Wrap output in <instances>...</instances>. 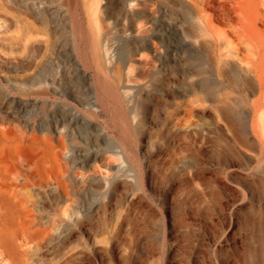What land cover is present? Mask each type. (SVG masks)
<instances>
[{
	"label": "rangeland",
	"instance_id": "374dc122",
	"mask_svg": "<svg viewBox=\"0 0 264 264\" xmlns=\"http://www.w3.org/2000/svg\"><path fill=\"white\" fill-rule=\"evenodd\" d=\"M104 1L0 0V168L10 199L0 211V264H264V96L251 54L264 50V0H141L129 13L123 0ZM103 23L119 100L98 87L96 115L76 71L94 72L81 52ZM58 68L74 100L25 93ZM57 124L70 134L75 167L43 140ZM97 124L132 161L118 160L114 181L82 183L99 146L117 160ZM58 165L69 193L51 173Z\"/></svg>",
	"mask_w": 264,
	"mask_h": 264
},
{
	"label": "bare ground",
	"instance_id": "6f19581e",
	"mask_svg": "<svg viewBox=\"0 0 264 264\" xmlns=\"http://www.w3.org/2000/svg\"><path fill=\"white\" fill-rule=\"evenodd\" d=\"M72 1L73 0H67V2H69V3H71ZM123 2L125 4V10H126V12L129 13L131 11L135 12L136 6L137 7L140 6L138 4H140L141 0H123ZM99 3H101V2H99ZM104 3H105L104 6H107V4L109 3V0H105ZM104 13L101 12L100 13V14H102L101 16H104L105 17V14ZM96 14H97V12H96ZM97 19H99V17ZM110 21H112V20H110ZM94 22H100V21L98 20V21H94ZM104 23L102 25H100V26H99V24L96 25V28H98L97 26H99L98 29L95 28L96 31L98 30V32H96L97 35L100 34V33H101L100 35H102V32H106L107 30H109L108 27L106 26V24H104ZM23 24H24V28L26 29V33L32 29V26H31V24H30L29 21H24ZM108 25H109V22H108ZM92 26L94 27V25H92ZM48 29H49V27H48V21H46V20L43 19L42 26L40 27V32L43 33V37H41V38L43 39L44 43L47 44V46H49V43H50L49 38L50 37H47L46 36L47 39H45L46 37L44 38V36L48 34ZM140 33H141V31H140ZM100 35H98V38H96L95 40H93V39H92L93 41L91 40L92 42H91V45L89 46V48H86L85 47V50L83 52L80 51L82 53V55H84L86 57H88V55L90 54L91 62L95 65L94 72L89 71L87 68H84V67L78 68L77 71H76L80 76H82L86 81H88L90 83L89 90H90V93H91V97L89 99V102L86 103V106L85 107H87L88 110H90L92 113H94L96 115H102L103 112H104L103 111L104 110L103 109V106L101 104L102 95L99 93L98 87L104 89L105 92L108 93L111 96V98L113 99V102L119 100V93H118L119 87H118V85H116V82L115 83L114 82H110V80H108L109 78L107 76L109 74L108 71L110 69L109 68V64L111 65V63H113L112 62V59H115V58H113L114 54H112V51H111L112 48H111V46L108 45L109 44L108 42L106 44L105 43L103 44V42H101V41H103V39H101L102 36H100ZM40 36H41V34H40ZM40 36L38 35V37H40ZM135 38H136V36H135ZM27 39H28V37H27ZM24 43H27V42H24ZM25 45H24V47H25L24 49H26V46ZM114 46L115 45H113V47ZM236 50H237V48H236ZM232 52H233V47L231 45V41L227 39L226 40V43H225V46L223 48L222 54L227 57V56H230V54ZM145 54H144L145 56L143 57L142 62H145L146 64H150V58H152V57H149L150 55L147 56V53H145ZM251 54L254 57V60H253L254 63H252V65L257 70L258 75H259V78H260L261 83H262V89H263L262 90V93H261V97H262V96H264V50L259 49V48H256V49H252L251 48ZM109 62H111V63H109ZM118 66L119 65L117 64L116 67H118ZM116 67L114 68V70L116 69ZM119 68L121 69V67H119ZM114 72H116V71H114ZM60 74H61V71L59 69V70H56V75H54L53 77L52 76H49L48 74H47V76H45L43 74V78H41V79H38V77H36L35 82H37V83L39 82V84H37V86L35 84L34 88H28L25 93L28 94V95L29 94H37V95L43 96V97H49V96L59 95V96L65 97L66 100H74L75 98H74V96H72L71 93L61 92V90L59 88L60 85L57 83V80H56V78ZM114 74H117V73H114ZM96 77H98L97 81H96ZM117 77H118V74H117ZM118 79L120 80V78H118ZM130 81L128 83H131ZM119 82H121V81H119ZM132 83H134V81ZM129 89H131V88H128V91H129ZM131 91L133 92V90H131ZM5 92H6L5 93V96L6 97H10L9 96V93L7 91H5ZM128 93L129 92H127L126 94L129 95ZM130 95H131V93H130ZM77 101L80 103L79 99H77ZM129 104H130V102H129ZM75 110H76V107H75ZM75 113H76L75 115H78V116L84 118L83 114H81L80 111H77L76 110ZM0 120H1V118H0ZM128 124L129 123L126 120L125 121L122 120L121 125L124 126V128L128 129L129 128V125ZM0 125H2V124L0 123ZM116 126H118V125L115 122L114 127H116ZM0 130H2V127L0 128ZM97 130H98V140H99L98 142H99V144H101L102 141L105 142V143L110 144L111 147L113 148V150H112L113 151V154H114L115 157H117V160L115 161L116 163L112 162L111 160H107V158L104 155V153L106 152V149H103L102 147H100L98 145L99 146V151H97L93 156H91L84 163L85 171L88 174L86 175V173H81L82 174V179H81V182L82 183L83 182H86L90 178H99L103 182H105V181L106 182L114 181V180L118 179V176H119V173H120V170H121V164H120L121 160H124L123 158H126L128 161H130V162L132 161L129 152L127 151V148L124 145L121 144V142L119 141L118 138H115L114 136L109 135V133L107 132V130L104 127L99 126L98 124H97ZM64 131L65 132H68L66 129L63 130V128L60 127V124H57L56 125V128H54V131L48 130L46 132L48 134L43 135V140H45L48 143V145L51 144L52 149L50 151H51V155L52 156L58 157L60 159L61 153L63 152L64 153V157L66 159H68V160H71V162H73L72 163L73 164V167H75L74 166V162L75 161L77 162L78 160H77L76 157H72L69 154V152L67 151L68 150L67 148H69V146L67 147V143L65 142L64 138H65V136H70V134L69 133L66 134ZM1 133H2V131H1ZM54 133L57 134V136H58V143L57 144H55V143L52 142V140L54 138ZM35 137H36V135H35ZM31 138H33V136ZM36 138H35V140H36ZM1 144H4V142H1ZM71 144L73 145V143H71ZM70 147H71V145H70ZM72 150H70V151H72ZM59 159H57V161L60 162L61 160H59ZM79 159H81V157H79ZM119 159H121L120 162L118 161ZM53 160H55V159H53ZM56 164H57V162H56ZM2 165L3 164H1V166ZM5 166H3V167H5ZM8 173L5 175V173L3 172V169L0 168V211H10V208H9L10 207V202H9L10 199L8 198V196L5 193V191L8 190V189H6V187H4V188L2 187V185L5 184V182H7L9 180ZM16 173L19 174L18 172H16ZM51 173L57 178L58 183L62 187V189L66 193H69L70 190H69V184L67 182V180H68L67 170L65 168H63L61 165H58L53 170H51ZM13 187H15V186H13ZM13 189H15V188H13ZM11 190L9 189V191H11ZM15 192H16V190H15ZM10 193L12 194V192H10ZM63 211H66V209L64 208ZM0 239L2 240L1 233H0ZM9 252H11V251H9Z\"/></svg>",
	"mask_w": 264,
	"mask_h": 264
}]
</instances>
